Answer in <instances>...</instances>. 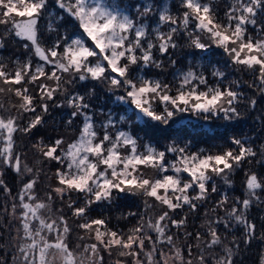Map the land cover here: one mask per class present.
<instances>
[{
  "label": "snow or ice",
  "instance_id": "obj_1",
  "mask_svg": "<svg viewBox=\"0 0 264 264\" xmlns=\"http://www.w3.org/2000/svg\"><path fill=\"white\" fill-rule=\"evenodd\" d=\"M55 5L67 13L72 18L65 21V27H78L83 30V34L92 42L93 47L86 44L85 39H70L65 37L67 42L63 46L57 41L51 48L45 49L38 43L37 24L39 18L46 14L48 0H0V25H10L14 35L18 38L31 42L34 54L45 63L52 64L56 70L63 73L78 74V79L84 81H107L112 87L123 88L124 95L117 97L120 102L129 103L134 106V110L139 114L137 118H147V121L155 122L156 125L169 126L160 129L165 135H174L177 139L170 144L165 151H158L151 144L144 146V151L138 150L137 139L131 134L119 131L115 137L111 136L107 127L112 124L110 115L107 125H103L105 132L102 138L95 130L92 118L85 111L90 107L85 102V96L75 95L67 100L69 107L74 111L71 117L78 115L84 117L83 127L78 139L69 144L67 149H61L62 139H55L51 143H44V138L35 143L33 147L46 160L55 161L60 167L56 169L55 176L58 184L52 189L57 196L63 198L66 193L76 192L84 195L83 206H74L69 203L68 207L73 209V215L77 218H85L93 204L101 202L113 203L121 194H142L145 197L153 198L161 206L166 207L154 221L148 220L139 223L129 230V233H118L106 227V220L96 218L78 224V227L88 233L94 232V239L98 243L85 245L84 251L92 255L88 257L90 264H102L103 257L99 256L102 247L111 256L113 252L121 258H131V264H143L139 259L140 254L147 256L148 264H208V259L202 252L193 256L192 245H186L189 259H185L182 251L174 243L173 235H168L169 224L175 228L183 227L187 218L176 220L171 218L170 212L183 209L188 206L190 212L197 210L196 201H203L208 198L209 184L214 177H220L226 184H230L229 174L239 167L248 157H255L257 153L247 147L245 141L231 138V143L235 150L229 148L215 153L188 152L187 147L193 140L207 136L208 132L195 125L182 126L178 129H171L169 122L179 114L191 113L202 116L205 120L212 118L232 121L240 117L237 104L244 96L238 81L224 85L225 73L219 69L212 71L211 75L217 78L215 85H209L208 78L203 72L195 70V61L201 58L202 52L209 50V45L201 42L199 36L191 39L189 47L194 49L185 53V57H192L193 63L189 64L184 71L174 73L178 85L173 92L172 85L159 79H149L143 75L133 76L130 74L133 65H140L143 68L155 67L163 68V63L153 58V49L159 51L161 55H169L170 49L179 47L174 37L183 29L187 30L190 23H194L195 29L200 33H205L208 39L217 48L230 58L235 66H240L255 74L254 82L249 87H258L259 92L264 96V38H253L248 34V25L264 32V26L257 24L258 11H264V0H237L232 9L227 13V23H221L216 19L211 3L202 0H181V6L185 9L182 16L177 17L171 14L167 6H158L153 0H145L142 5H136L139 18L149 16L156 12L158 24L155 33L154 43L149 39L148 25L133 20L126 9H122L119 4L105 6L100 0H55ZM20 18V19H18ZM57 19H63L57 16ZM77 24H73L72 20ZM168 25V31H160V27ZM50 31L53 29L49 23ZM191 35V34H190ZM0 47H3L0 41ZM27 48L28 45H25ZM96 49L99 51L97 52ZM199 50V51H196ZM96 57V62L92 63L90 58ZM173 66L177 64L175 59L169 61ZM5 65L0 63V81L8 85L7 89L0 87V93L12 92L20 99L18 109L22 113H33L26 127L21 128L16 117L7 120L0 118V137L6 141L5 147L0 149V157L3 163L13 167L19 173L21 171L20 157H13V134L21 131L25 134L32 133L33 129L45 124L42 114H36L37 107L42 113L49 112V105L46 101L54 100L55 93L62 91L61 77L57 71L46 72L44 66L37 65L32 71L30 61L17 67L14 74L4 70ZM108 73L114 75H108ZM44 78L55 81V87L38 81ZM28 84L37 85L36 97L29 94ZM11 85H23L12 88ZM235 85V86H234ZM203 86V87H201ZM40 103H34L35 100ZM251 107L255 108L257 101H249ZM62 105H56L61 107ZM2 107V105H0ZM123 119V118H121ZM71 124L72 120L69 119ZM191 128V130H189ZM6 133V135H5ZM187 141L184 146L178 143ZM127 152H121V149ZM166 153L178 154L174 162L165 160ZM103 166V167H102ZM142 168H151L157 175L155 178L146 177ZM32 173L33 169L25 166L24 169ZM171 171L173 174H167ZM186 174L187 179L184 178ZM36 179H30L22 190L23 193H30L36 184ZM3 181H0L2 184ZM247 196L242 201L237 198V203L247 210L252 203V199H259L256 190L264 188V182L258 179L255 173L247 175L246 179ZM190 190L196 192L190 195ZM211 192H216L215 183L211 184ZM29 199H35L29 196ZM48 199H52L49 193ZM23 201V195H21ZM228 203L227 196H224L218 203V207ZM151 207V205H149ZM22 226L24 234L32 243L28 245V250L38 248V264H54L53 260H48L50 250L59 253L64 260V264H76L73 253L68 249L66 234L71 229L67 221L61 216L63 222V232L57 235L55 241H49L41 235L44 229L49 232L54 230L56 221L46 223L39 215L41 209L51 211L48 204L37 202L34 205L22 203ZM31 218L39 221V226L33 231L29 223ZM134 215V213H130ZM235 220L239 224L245 225V243H249L255 235L254 224L247 221L244 211L233 206L227 211L226 218H218L216 221L208 222L207 240L205 236L197 232L185 233L198 243L195 247L200 248V244H205V249L223 243L217 227L223 224L225 228L230 226L229 221ZM216 225V226H213ZM96 226V227H94ZM103 226L104 230H101ZM145 229L155 232L153 239ZM39 237L42 246H38L36 239ZM83 239V237H80ZM264 239V235L261 236ZM153 247L145 252V242ZM159 242L170 245L169 251L174 252V257L170 256L162 248L155 247ZM238 247V245H237ZM224 256L214 258V264H233L232 248L227 245L223 248ZM22 264H37L35 254L30 259L28 251L20 248ZM158 253V258H157ZM83 264V261H81ZM115 264H128L127 260L117 259ZM264 264V258L261 260Z\"/></svg>",
  "mask_w": 264,
  "mask_h": 264
},
{
  "label": "trees",
  "instance_id": "obj_2",
  "mask_svg": "<svg viewBox=\"0 0 264 264\" xmlns=\"http://www.w3.org/2000/svg\"><path fill=\"white\" fill-rule=\"evenodd\" d=\"M158 6H167L172 15L180 17L185 9L181 6V0H153ZM202 2L211 3L216 19L221 23H227V13L232 9V6L237 3V0H202ZM247 2V0H244ZM105 6L112 4H119L122 9H126L133 20L137 23L143 22L148 25L149 39L154 43L155 33L152 31L156 29L158 24V16L156 12L149 14L144 18H139L135 6L142 5L145 0H100ZM57 16L63 19H57ZM20 19V18H18ZM72 19L68 17L67 13L59 9L55 5V0H48L47 12L42 15L37 24L38 43L41 47L51 48L57 41L60 42L61 48L70 42V39L83 38L87 46L94 45L83 34V30L71 26L65 27V21ZM49 23H52L53 29L48 28ZM73 24L77 22L73 19ZM257 24L264 26V11H258ZM248 34L253 38H264V32H258L257 28L252 25L247 26ZM160 31L167 32L168 25L160 27ZM191 34V35H190ZM199 36L201 42L208 44L209 50L202 52L201 58L195 61V70L203 72L208 78L209 85H215L217 78L211 75L212 71L219 69L225 73L224 85L238 81L240 83V91L244 93L237 104L240 117L232 121H225L223 119L212 118L205 120L202 116H196L191 113H183L175 116L169 122L171 129H178L182 126L195 125L197 128L202 126L204 131L208 132L207 136L200 137L188 144V152H198L204 150L205 152H218L225 149L235 150L237 146L231 143V138L235 137L245 141L247 147H251L257 155L255 157H248L242 161L239 167H236L232 173L229 174L230 184H226L220 177H214L209 184L208 198L203 201H196L198 207L195 212H190L188 206L185 205L183 209H177L175 212H170L171 218L180 220L187 218L186 224L181 228H175L169 224L167 230L168 235H173L174 243L179 247L185 259H189L188 249L186 245H192L193 256L202 252L208 259V264H214V258L224 256L223 248L225 245L232 248L233 264H261L264 258V188L256 190L259 199H252L247 210H243L242 206L237 203V198L243 200L249 198L247 196L246 179L247 175L255 173L261 182H264V96L259 92L258 87H249V84L256 83L255 74L231 63L230 58L223 52L222 49L217 48L211 43L205 33L198 32L194 23H190L188 29L181 30L175 37L178 48L170 49L169 55H161L159 51L153 49V58L163 63V68L148 67L143 68L140 65H133L130 74L133 76L143 75L149 79H159L172 85L173 92L178 85V80L175 79L174 73L184 71L188 65L193 63L192 57H185V53L191 52L194 49L189 47L191 39ZM69 37L66 41L64 38ZM0 41L3 47H0V63L5 65L6 72L14 74L17 67L25 62L30 61L32 64V71H35L37 65L44 66L46 72L57 71V75L61 77L62 91L55 93L54 100L46 101L49 105V112L44 114L37 107L36 114H42L45 118V124L39 126L38 129H33L32 133L25 134L17 131L13 134V157L19 156L21 161V171L17 173L13 167L3 163V157H0V264H22L23 254L20 248H25L28 251L31 259L35 254L37 264L39 251L38 248L28 250V245L32 243L28 239L22 226V203L35 204L37 202H44L49 205L51 211L41 209L39 215L45 219L46 223L56 221L54 230L49 232L44 229L41 235L45 236L49 241H55L57 235L63 232V222L60 217L63 216L67 221L68 227L71 231L66 234V242L68 249L73 253L76 264H90L88 257L92 254L84 251L85 245L98 243L94 239V232L88 233L78 227V224L85 222V219L91 220L96 218H103L106 220V227L108 229L117 231L125 236L129 230L136 227L139 223L154 221L163 211H167L166 207L161 206L159 202L153 198L145 197L142 194H121L116 200L108 204L101 202L93 204L88 211L85 218H77L73 215V209L69 208V203L74 206H83L84 195L76 192L66 193L63 198L57 196L52 189L57 186L58 181L55 176L56 169L60 167L55 161L46 160L40 153H38L33 145L44 138V143H51L53 140L59 138L63 140L61 149H67L68 145L75 142L80 136L83 127L84 117L78 115L75 118L71 117L73 108L69 107L67 100L77 94L85 96V102L90 105L85 111L91 116L95 130L102 138L105 128L109 122V115L112 124L107 127L108 133L115 137L119 131H124L131 134L137 139L138 150L144 151V146L151 144L158 151H165L166 148L173 143L177 138L174 135H165L161 133L160 129L169 126L156 125L155 122L147 121V118H137L138 113L134 110V106L129 103L120 102L117 97L124 95L123 88L112 87L106 80L103 82L86 79L81 81L78 79V74L63 73L56 70L52 64L45 63L34 54V49L30 41L18 38L14 35L11 26L0 25ZM25 45H28L26 48ZM98 52L99 50L96 49ZM199 51V50H196ZM96 57L90 58L92 63L96 62ZM175 59L177 64L173 66L169 61ZM108 75H114L108 73ZM46 83L49 86L55 87V81L41 78L39 83ZM23 85H11L12 88L22 87ZM235 86V85H234ZM0 87L7 89L9 86L4 85L0 81ZM29 94L36 97L37 85L28 84ZM203 87V86H201ZM255 99L257 104L255 108L251 107L249 101ZM20 99L12 92L7 90L0 93V118L7 120L10 117H16V123L21 127H26L28 122L33 119V113H22L18 109ZM34 103L39 104L37 99ZM56 105H62L56 107ZM123 118V119H121ZM72 123L69 124L68 120ZM191 130V128H189ZM6 135V133H5ZM187 141L178 143V146H184ZM6 141L0 137V149L5 147ZM121 152H127V149H121ZM178 154L166 153L165 160L169 163L174 162ZM25 166L33 169L32 173L26 172ZM103 167V166H102ZM146 177L155 178L157 173L151 168H142ZM167 174H173L171 171ZM187 179L186 174H183ZM36 179L34 189L30 193H23L24 185L30 180ZM215 183L216 192H211V184ZM49 193L52 194V199H48ZM190 195H195L196 192L190 190ZM23 195V201L21 200ZM29 196H34L35 199H29ZM227 196L228 203L222 207H218L219 201ZM151 205V207H149ZM233 206L241 208L248 222L254 224L255 235L249 243H245V225L237 223L234 219L229 221L230 226L225 228L223 224L217 227L218 233L221 235L223 243L214 246L211 249H205V244H200V248L195 247L198 243L185 233L199 232L205 236L207 240L208 222L216 221L218 218H226L227 211H230ZM134 213V215H130ZM29 223L33 231L39 226V221L32 219L29 214ZM216 226V225H213ZM96 227V226H94ZM103 231V226L101 227ZM149 235L156 238V233L150 229H145ZM80 237H83L81 239ZM38 246H42L39 237H34ZM238 245V247H237ZM153 247L152 244L145 242V252ZM155 247L162 248L168 252L170 256L174 257V252L169 251L170 245L166 242L161 244L156 243ZM99 256L103 257L102 264H115L117 259L127 260L131 264V258L118 257L115 252L110 256L102 247L99 251ZM54 264H64L63 258L59 253L50 250L48 260H53ZM158 258V253H157ZM139 259L143 264H148L147 256L144 253L140 254ZM170 264L172 262L170 261Z\"/></svg>",
  "mask_w": 264,
  "mask_h": 264
}]
</instances>
